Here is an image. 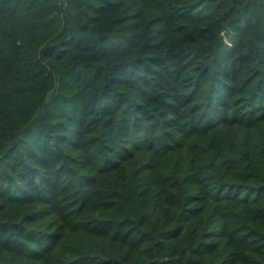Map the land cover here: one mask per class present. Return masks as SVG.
Wrapping results in <instances>:
<instances>
[{
	"label": "trees",
	"instance_id": "1",
	"mask_svg": "<svg viewBox=\"0 0 264 264\" xmlns=\"http://www.w3.org/2000/svg\"><path fill=\"white\" fill-rule=\"evenodd\" d=\"M0 264H264V0H0Z\"/></svg>",
	"mask_w": 264,
	"mask_h": 264
}]
</instances>
